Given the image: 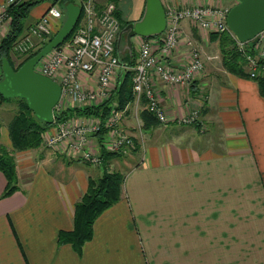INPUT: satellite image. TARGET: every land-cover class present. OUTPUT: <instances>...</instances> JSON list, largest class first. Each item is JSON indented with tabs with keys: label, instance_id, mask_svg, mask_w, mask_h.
Here are the masks:
<instances>
[{
	"label": "crops",
	"instance_id": "obj_1",
	"mask_svg": "<svg viewBox=\"0 0 264 264\" xmlns=\"http://www.w3.org/2000/svg\"><path fill=\"white\" fill-rule=\"evenodd\" d=\"M5 1L0 0V10ZM145 1L120 0L125 18L139 19ZM225 1L162 0L165 9ZM69 2L80 5L79 0ZM52 5L37 4L26 24L35 23ZM67 14L66 8L61 19L51 17L53 32ZM9 28V21L0 25V41ZM182 37L169 59L187 62L184 40L191 38L204 68L190 87L157 80L169 122L157 119L146 127L135 112L134 124H127L135 140L132 153L138 156L130 166L121 164L123 195L95 220L93 237L81 253L70 243H59L58 235L74 228L75 205L89 179L100 177L103 168L69 154L65 143L56 150L14 152L18 187L10 195L3 196L8 180L0 170V264H264V97L257 81L224 67L211 32L184 20ZM141 38H133L136 49ZM12 58L16 66L20 59L14 52ZM94 80L85 78V87H95ZM16 98L0 103V144L10 150ZM73 107L66 104L64 110ZM196 109L197 124L175 121ZM77 116L56 119L47 129L77 122ZM116 168L121 170L119 164Z\"/></svg>",
	"mask_w": 264,
	"mask_h": 264
},
{
	"label": "built area",
	"instance_id": "obj_2",
	"mask_svg": "<svg viewBox=\"0 0 264 264\" xmlns=\"http://www.w3.org/2000/svg\"><path fill=\"white\" fill-rule=\"evenodd\" d=\"M15 1L8 0L2 6L0 25L5 21H11L7 9ZM79 1L83 18L71 39L52 49L36 65L38 72L49 76L62 86L61 99L56 105L57 113L61 112L65 96H71L66 102L70 107H82L104 95L109 98L107 89L116 73L128 66L117 52V38L121 24L114 14V4L108 3L99 7L96 0ZM235 2L228 0L223 5L194 6L171 4L166 7L167 24L163 33L152 37L142 36L139 42V56L132 66L133 91L137 106L145 101L147 108L160 122H169L157 91V80L190 87L196 75L204 68L201 50L191 38L184 40L189 53L187 62L176 64L169 59L183 39L182 22L189 20L199 30L229 33L236 39L227 24L228 12ZM51 17L61 19L62 9L52 5L39 20L29 25L27 30L14 41L13 52L26 56L41 47L53 32ZM237 43L245 57L246 70L250 77L254 79L264 75V30L252 41L237 40ZM250 48H254L256 53L251 52ZM87 77H93L95 83L97 81L96 89L85 90L84 79ZM123 113L118 103L113 102L109 114L104 118L80 114L77 116L80 117L77 122L60 123L61 128H58L57 133L48 140V143L55 148L65 143L69 154L100 164L101 150L99 149L100 154L96 155L95 149L90 144L94 133L103 135L102 143L107 151L125 153L126 148L135 147L133 135L123 128ZM199 118L200 111L196 109L175 121L184 125L197 124Z\"/></svg>",
	"mask_w": 264,
	"mask_h": 264
},
{
	"label": "trees",
	"instance_id": "obj_3",
	"mask_svg": "<svg viewBox=\"0 0 264 264\" xmlns=\"http://www.w3.org/2000/svg\"><path fill=\"white\" fill-rule=\"evenodd\" d=\"M45 0H16L14 3L8 6L7 12L11 16L10 28L6 35L0 41V59L7 57L13 65L12 47L14 41L27 30L29 27L26 24V18L31 13L33 7ZM53 5L59 4L62 11L65 12L66 6L70 0H49ZM114 4V14L119 19L121 29L129 24L130 20L125 18V13L120 5V0H109ZM105 6V5H102ZM100 5V7H102ZM83 18V11H81L79 20L74 30L69 34L65 41L74 34L77 26L81 23ZM64 20L62 21L59 29L62 27ZM58 29V30H59ZM52 32L50 38L42 44L34 52L26 56L17 55L20 62L17 66L13 67L17 70L28 59L36 55L39 50L46 45L58 32ZM212 36L218 40L219 46L223 55L224 67L238 76L250 77L246 70V62L243 53L238 48L237 40L229 33H212ZM250 51L256 53L254 48H250ZM118 52V51H117ZM135 48L132 47V53L127 51L126 57L121 55L122 61L127 65H134L136 57ZM133 70H128L122 81H119L115 94L110 95L103 103L96 106L87 107H73L62 112H58V119L63 120L70 115H91L101 118L106 117L109 114L110 103L114 98L119 100L120 107H125L129 102L134 100L133 91ZM3 77V73H2ZM1 77V78H2ZM0 78V79H1ZM253 80L257 81L260 92L264 97V75H260ZM13 99V97H5L0 93V101ZM19 107L16 115L9 124V132L12 140V149L0 144V170L4 172L7 177L8 185L3 196L10 195L18 187V175L16 158L14 152L28 150L33 147H38L42 143L41 132L52 123H47L44 120L39 119L34 112L29 108L27 100L25 98L17 97ZM141 116L145 121V126L148 127L153 121L157 120L154 114L148 109H143ZM98 141L100 142V150L102 161L104 162V171L100 177L90 178L88 183V189L81 197V199L75 205L74 214V228L72 230H61L58 235L59 243H70L75 250L81 253L84 244L93 237L94 222L98 216L117 203L123 195V186L125 182V173L120 170H110L109 163L114 157L120 156L118 152L107 151L103 147V135L98 134Z\"/></svg>",
	"mask_w": 264,
	"mask_h": 264
},
{
	"label": "water",
	"instance_id": "obj_4",
	"mask_svg": "<svg viewBox=\"0 0 264 264\" xmlns=\"http://www.w3.org/2000/svg\"><path fill=\"white\" fill-rule=\"evenodd\" d=\"M235 1L228 12L227 24L238 41H252L264 30V0ZM66 8L68 14L56 35L20 68L16 70L7 57L1 60L3 77L0 79V93L9 98H25L34 114L47 123H53L58 118L56 105L61 99L62 86L49 76L38 72L36 65L52 49L60 46L74 30L82 7L69 2ZM166 24V10L162 0H146L141 17L119 31L118 54L121 56L126 49L132 53L135 36L159 35L165 30ZM125 33L126 43L122 48V37Z\"/></svg>",
	"mask_w": 264,
	"mask_h": 264
},
{
	"label": "rangeland",
	"instance_id": "obj_5",
	"mask_svg": "<svg viewBox=\"0 0 264 264\" xmlns=\"http://www.w3.org/2000/svg\"><path fill=\"white\" fill-rule=\"evenodd\" d=\"M97 1V3H99V1L100 2H105V3H103L104 5H107L108 3H111V2H109V0H96ZM6 2H8V0H6L5 1V3ZM45 2H48V3H50V1L49 0H45V1H43V2H41V3H45ZM228 2V0H226L224 3H227ZM41 3H39V4H41ZM217 5V4H216ZM218 5H221V4H218ZM223 5V4H222ZM225 5V4H224ZM194 6V5H193ZM29 19V17L28 18H26V20H28ZM71 38H69L68 40H70ZM125 43H126V40H124L123 41V43H121V47L122 48H124V46H125ZM133 46H134V48H135V51H137V54H138V56H139V50H140V45L138 44V48L136 49V45L135 44H133ZM127 50V49H126ZM138 56H137V58H136V60H135V63H136V61H137V59H138ZM22 57V56H21ZM19 63V62H18ZM18 65V64H17ZM16 65V66H17ZM135 65V64H134ZM134 65H132V66H134ZM132 66L130 65V67H128V68H126V69H124V70H126V72L128 71V70H133L132 69ZM120 70L116 73V75H115V77H114V79H113V81H112V83L110 84V86L108 87V95L110 96V95H112L113 93L115 94V92H116V90H117V87H118V84H119V81H122V79H120ZM125 72V73H126ZM1 76H0V78L2 77V73L0 74ZM125 75V74H124ZM96 86L98 87V84H97V81H96ZM93 87L92 89H96L97 87ZM86 91H89V87L87 86L86 87V89H85ZM98 90H99V88H98ZM107 95H104L103 97H98L97 99H95L94 100V102L92 101V102H90V103H86V104H84L82 107H87V106H96V105H99V104H101V103H103L106 99H108L107 97H106ZM71 98V96H65V98L63 99V105L61 106V112L64 110L63 109V106L66 104V102H68L69 101V99ZM135 99H136V95L134 94V100L133 101H131V102H129L125 107H123V108H121L120 107V103H119V100L118 99H116V98H114V100L110 103V106H111V104H113V102H117L118 103V105H119V109H121V110H123L124 111V113H123V118H122V125H123V128L126 130V131H128L127 130V128H126V126H128L127 124H129V125H133L134 124V121H133V119H135V118H137V114H135V112L136 113H139V115L141 116V112H142V110L143 109H146L147 108V104H146V102L145 101H142L140 104H138V106L136 105V101H135ZM6 101V100H5ZM4 101V102H5ZM18 101L17 100H14V103H17ZM0 103H1V101H0ZM19 107V106H18ZM140 107V108H139ZM63 109V110H62ZM138 109L140 110V112L138 111ZM124 119H126V121H127V123L124 121ZM57 120H58V118H57ZM55 122V121H54ZM53 122V123H54ZM133 122V123H132ZM62 123V122H61ZM57 124V123H56ZM72 125V124H71ZM58 128L60 129L61 128V125L59 124L58 125ZM58 128L57 129H55V130H51V129H44L42 132H41V138H42V143H41V145L40 146H38V147H33V148H30V149H39V147H42V148H46V149H49V150H56V148H58V146H56V148H55V146H53L52 147V145H50L49 143H48V140H50V138L52 137V136H54V134H56L57 133V131H58ZM129 132V131H128ZM130 133V132H129ZM98 134L99 133H94L92 136H91V139L92 140H94V138H96L95 139V141L93 142V141H90V144H91V146H93L94 147V145H95V153H96V155L97 154H100V151H99V149H100V142L98 141ZM46 149H44V150H46ZM133 151H135V147L133 148V147H131V148H126V150H125V153H119V154H121L120 156H117V157H114L112 160H111V162L109 163V169L110 170H118V168H116L117 167V164H119V166L121 167V172H123L124 173V171H125V168H124V166L123 165H121V164H124L126 167L127 166H130L131 164H133L134 163V160L137 158L136 156H138V154H136V153H132ZM56 152V151H55ZM59 156V155H58ZM56 157H57V155H56ZM86 162H88V163H86V164H90L91 166H93V165H96V166H98V167H102L103 168V171H104V162L102 161V157H101V163L100 164H98V162L97 163H94V162H92V161H88V160H85ZM111 164H112V166H111Z\"/></svg>",
	"mask_w": 264,
	"mask_h": 264
},
{
	"label": "flooded vegetation",
	"instance_id": "obj_6",
	"mask_svg": "<svg viewBox=\"0 0 264 264\" xmlns=\"http://www.w3.org/2000/svg\"><path fill=\"white\" fill-rule=\"evenodd\" d=\"M126 39V33L125 34H123V37H122V43H123V41ZM124 52H127V50H125Z\"/></svg>",
	"mask_w": 264,
	"mask_h": 264
}]
</instances>
